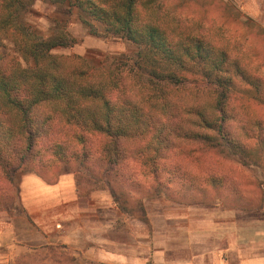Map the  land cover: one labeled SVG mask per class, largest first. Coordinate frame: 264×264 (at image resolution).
I'll return each mask as SVG.
<instances>
[{"label":"trees","instance_id":"16d2710c","mask_svg":"<svg viewBox=\"0 0 264 264\" xmlns=\"http://www.w3.org/2000/svg\"><path fill=\"white\" fill-rule=\"evenodd\" d=\"M37 1L65 5L67 15L75 8L90 33L97 34L98 25L135 45L139 62L117 60L101 74L84 60L55 54L75 41L60 20L51 22L46 37L32 31L24 17ZM157 10L154 0H0V200L4 181L14 186L16 173L29 164H84L95 151L113 168L107 173L128 155L144 156V166L157 171L175 139L246 155L250 141L264 142L260 119L239 124L244 137L237 138L227 48L200 25L165 21ZM141 140L136 150L126 146Z\"/></svg>","mask_w":264,"mask_h":264},{"label":"rangeland","instance_id":"374dc122","mask_svg":"<svg viewBox=\"0 0 264 264\" xmlns=\"http://www.w3.org/2000/svg\"><path fill=\"white\" fill-rule=\"evenodd\" d=\"M154 6L165 21L179 20L182 24L196 26L194 28L200 25L204 33L213 37L214 44L226 47L232 55L234 63L229 78L237 138L243 140L238 125L245 120L260 119L264 125V0H154ZM64 8L67 7L56 8L48 2L37 1L24 17L32 31L42 37L50 34L53 20L65 22L75 44L56 50L55 54L84 60L94 69L98 68L99 73L105 72L117 60L129 66L139 62L135 45L106 35L98 25H95L98 33H90L75 8L68 15ZM5 45L6 52L13 50L11 41H6ZM19 61L24 65L21 59ZM188 78L192 82L197 80L194 76ZM246 126L248 129L251 124L246 123ZM91 139L98 138L93 136ZM144 143L141 140L126 146L132 151ZM249 148L248 156L237 149L210 147L198 139H175L168 157L157 160V171L152 168L154 166L150 169L144 166V156L136 161L128 155L124 165L107 173L106 170L113 168L103 160L99 162L95 151L84 164L78 160L43 167L29 164L16 173L14 186L10 187L4 181L7 192L0 200V264H90L83 257L75 256V253L84 252L87 242L80 235L79 243H75L77 237L72 236V215L65 211L67 206H51L46 215L27 211L21 188L23 178L27 176L36 177L46 185H55L67 177L70 178L66 182L68 187L72 186L73 178L82 213L89 214L90 205L104 203L108 209H92L96 219H111L114 226L125 220L130 231L134 217L140 221L134 230L139 226L142 245L146 238L151 243L153 238L160 237L165 212L177 205H187L194 211L207 207L204 210L213 212L217 203L227 204L226 200L231 197L241 210L236 217L238 222L249 220L244 213L251 212L245 210L244 205L252 204L253 220L264 226V142L250 141ZM110 183L116 188L115 197L111 194ZM66 188L62 190L72 195V187ZM54 212L57 218L53 217ZM76 221L82 227L86 223L83 217ZM101 235L120 238L115 230L99 232L98 236ZM208 244L213 245L212 240ZM139 253L142 259L147 257L144 249ZM144 264H153L151 258Z\"/></svg>","mask_w":264,"mask_h":264},{"label":"crops","instance_id":"0c3cea01","mask_svg":"<svg viewBox=\"0 0 264 264\" xmlns=\"http://www.w3.org/2000/svg\"><path fill=\"white\" fill-rule=\"evenodd\" d=\"M69 181L70 178L64 177L55 185H46L36 177H24L22 199L28 212L40 215H46L45 212L51 206H67L65 211L68 210L72 215V236L77 237L75 243H79L80 235L87 242L84 252L75 253V256L83 257L90 264H144L149 258L153 264H264V226L253 220L252 204L244 205V209H249L251 213H244V217L248 216L249 220L241 222L236 218L241 210L231 197L226 200L227 204L222 201L217 203L213 212L204 210L207 207L194 211L187 205L171 206L164 214L160 237L153 238L151 243L146 238L142 245L139 226L134 230L135 225L140 224L139 220L132 217L131 231L125 220L117 226L111 219L97 220L92 209H108L104 203L90 205V213H82L74 179L72 195L62 190L66 187L71 189L66 183ZM112 209L117 208L112 206ZM53 217L57 218L56 212ZM81 217L86 219L84 227L76 221ZM112 230L120 238L98 236L99 232L112 233ZM206 240H212L213 245H209ZM98 245L100 247H96ZM143 249L147 255L144 259L139 253Z\"/></svg>","mask_w":264,"mask_h":264}]
</instances>
